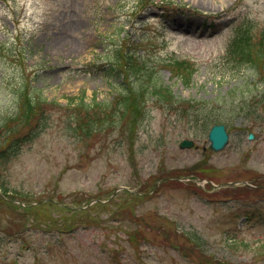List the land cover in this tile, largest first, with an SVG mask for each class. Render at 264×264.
Listing matches in <instances>:
<instances>
[{
    "label": "rangeland",
    "instance_id": "rangeland-1",
    "mask_svg": "<svg viewBox=\"0 0 264 264\" xmlns=\"http://www.w3.org/2000/svg\"><path fill=\"white\" fill-rule=\"evenodd\" d=\"M158 6L188 14L166 20ZM247 20L264 24V0H0V114L22 73L49 101L113 99L120 78L107 74L106 54L122 37L147 50L157 83L212 105L186 114L147 100L132 131L89 137L54 111L0 170V264H264V88L251 66L224 62L227 38ZM170 56L195 64L188 84ZM251 96L259 117L223 122L227 143L211 150V123L202 129L199 118ZM184 138L194 145L178 147Z\"/></svg>",
    "mask_w": 264,
    "mask_h": 264
},
{
    "label": "trees",
    "instance_id": "trees-1",
    "mask_svg": "<svg viewBox=\"0 0 264 264\" xmlns=\"http://www.w3.org/2000/svg\"><path fill=\"white\" fill-rule=\"evenodd\" d=\"M152 4L144 5L143 10H150ZM158 17L169 20L180 15L188 14L181 6L163 8L161 6ZM202 14V13H198ZM225 12L219 11L213 14H202L206 23L210 18L222 19ZM149 20L144 21L147 23ZM211 22V21H210ZM212 23V22H211ZM158 40L157 48H164L167 39L163 35ZM114 47L106 54L108 67L106 71L119 76L118 95L108 101H100L92 98L77 100L70 97V100L61 104L55 100H47L42 94V89L32 84V77L22 73L19 84L10 88L11 103L7 113L0 114V170L7 167L11 160L16 157L23 145L30 143L38 134L50 125L51 114L54 111L62 113V121L65 120L66 127L72 133L83 137L93 136L100 129L113 125H125L127 131L136 127L137 120L145 113L147 100L153 101L157 106L178 113H192L212 108L211 100L208 99H186L176 96L168 86L157 83L154 78V66L148 61L151 56L139 52L137 46L131 47L122 37L121 41L113 44ZM156 48V49H157ZM224 54L225 63L230 67L240 69L244 66H251L253 75L258 78L264 88V24H257L247 20L240 26L234 27L232 34L225 42ZM166 65L180 77L183 83L188 84L196 69L195 64L189 58L170 56ZM253 96L242 97L237 108L226 109L224 103L220 112H205L199 118L202 129L208 124L225 122L227 124L233 117L240 114L250 127L260 113L256 111L257 106L253 103ZM264 98V95H263ZM256 102H260L259 100ZM243 103V105H242ZM49 107H51L49 109ZM234 108V109H233ZM4 191H6L4 189ZM0 199H4L1 198ZM6 200V199H4ZM10 201V200H7ZM51 202V200H50ZM52 203V202H51ZM18 205H20L18 203ZM21 206V205H20ZM65 206V205H64ZM66 207V206H65ZM25 209V208H24Z\"/></svg>",
    "mask_w": 264,
    "mask_h": 264
},
{
    "label": "water",
    "instance_id": "water-1",
    "mask_svg": "<svg viewBox=\"0 0 264 264\" xmlns=\"http://www.w3.org/2000/svg\"><path fill=\"white\" fill-rule=\"evenodd\" d=\"M252 137V133L249 134ZM228 134L226 132L224 124H214L208 131L209 146L213 150H220L227 142ZM192 145V140L182 139L179 143L180 147H188Z\"/></svg>",
    "mask_w": 264,
    "mask_h": 264
}]
</instances>
